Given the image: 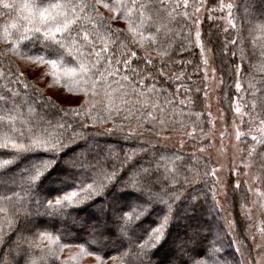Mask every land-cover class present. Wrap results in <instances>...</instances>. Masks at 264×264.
<instances>
[{
	"label": "snow or ice",
	"instance_id": "1",
	"mask_svg": "<svg viewBox=\"0 0 264 264\" xmlns=\"http://www.w3.org/2000/svg\"><path fill=\"white\" fill-rule=\"evenodd\" d=\"M260 3L261 6H264V0H260ZM219 7L221 10L231 9L232 5L220 3ZM101 9L110 15L106 16ZM201 9H206L204 0H0V11L4 16L11 12L16 13L10 22L6 21L0 25V40L6 43L5 48H0V59H8L7 54L11 52L31 64L50 65L54 70L52 75L57 78L58 82L63 81L70 93L83 94L79 108L61 109V111L86 115L93 124L112 120L114 113L116 115L127 113L128 116H131L134 111L148 106L152 111L142 114V116L151 119L154 118V112L159 111L163 114L166 111L157 102L160 99L161 90L156 88V77L152 73H156L163 79V70L168 67L165 60L166 58L171 59L169 36L180 38L183 36L185 28L191 29L198 26ZM206 10L215 11V9ZM208 18L211 19V15ZM226 19L229 27L238 31L231 13ZM117 20L126 22L127 34L120 28L113 27L111 22ZM173 24L178 25L179 30L171 28L170 25ZM256 29L264 32V22L258 24ZM187 39L189 43L193 42L191 32ZM227 43L235 45L237 40L233 39ZM227 43L224 47H227ZM194 44L201 48V60L207 69L208 61L205 58L207 49L201 41L198 27L195 28ZM146 46L156 51V56L161 61L160 69L155 67L150 55L145 54L138 57L137 51L132 50L133 48L143 50ZM184 47L185 45L181 41L180 48ZM236 54L235 51L232 52L233 56ZM68 56L72 57L71 61H67L66 57ZM244 58V54L241 52V62ZM133 62L136 63L135 68L132 67ZM9 63H11L10 59ZM141 64L152 67L141 68ZM232 71L236 75L234 87L239 100H244L246 93L248 101H250V104L232 101L234 112L241 117L242 122L243 117H248L245 122L246 132H242L238 126L233 125L235 139L251 141L247 148L248 161L241 166L233 165L232 168L233 175H240L239 168L247 169L250 163L254 167L258 165L264 168V152L256 150L257 146H264V118H262L264 107L260 104V97L264 96V87L257 88L249 82L248 87L244 88L240 80L241 64L235 61H233ZM212 72L214 74L215 69ZM23 77V72L0 69V80H5L7 83L4 87L8 88V91L0 95V149L13 157L22 153L36 154L35 158L29 162L26 171L21 174L26 181L28 193H35L34 203L47 209L49 215H64L67 214L68 209L102 196L109 186L115 187L117 183L125 194L128 190H133L147 195L143 203L132 202L125 206H117L112 209V214L116 222L115 235L127 240L130 245L127 249L122 246L117 250L120 264H125V258H127V264H152V250L165 239L170 223L174 219L178 202L181 201L180 191L175 187L167 190L161 189L155 194L152 189L161 182L165 185L168 184L169 178L173 181L176 180L175 172H169L168 177L161 181L159 177L154 179V173L150 168H144L131 175L126 174L127 179H125L115 168L108 171L99 163L72 157L65 161L68 168L79 173L75 178L71 174L66 177V179L72 180V183L62 190H56L55 195L38 191L43 184V178L59 162L58 157L63 153L61 149L64 147L62 143L64 137L61 133L66 128L65 125H59L58 132L44 130L39 133L32 129L25 130V121L20 118L21 113L15 103L17 92L9 87L13 84L23 83L26 89L29 85ZM207 78L208 74L205 71V81ZM149 80L151 83L147 82ZM205 88L207 89V84H205ZM35 91L39 92V89H35ZM98 95H102L104 98L99 106L94 100ZM169 95L171 94H165V103H171L168 99ZM131 96H136L137 99L134 102L126 99ZM207 97L208 92L205 91L204 98L207 99ZM172 98L174 100L175 96L173 95ZM186 99L190 106H194L191 99L187 97ZM197 101L199 102V98ZM48 103H52L50 98ZM184 103L185 100L180 101V104ZM242 108H245L246 111H242ZM28 111L31 113L33 109L29 107ZM192 115H195L196 120L192 121V131H185V135L195 139V133L199 129L200 138L204 139L207 134L203 133V128L200 127L203 123L201 113L195 112ZM30 122L28 121V123ZM207 122L208 124L212 123L211 113H208ZM160 123L168 125L167 120L162 119ZM175 123L174 121L173 126ZM181 127L184 129L183 123H181ZM67 128L72 130L73 136L80 135L71 125H68ZM249 134L251 135L249 136ZM223 135L222 132L221 136ZM67 138L72 139L73 137ZM125 158L129 159L130 156L126 154ZM10 162V160H4L0 166ZM243 174L247 175V172ZM205 175L215 177L217 170L209 168L206 164ZM253 179L257 181L255 185L238 179L235 185L231 186L232 192L243 191L242 199H246L248 193L264 197V191L261 190L264 189V173L256 174ZM213 192L215 195V186ZM13 201L23 205V199L19 193H14L11 197L0 196V213H5L3 219H0V244L6 243L5 235L17 226L18 220L20 227L25 230L30 231L33 227L21 226V222L27 220V209H25L26 215L23 219L19 209L8 211L6 205L12 204ZM153 205L162 206V214L158 216L154 226H149L144 231L142 237L134 238L135 228L139 227L141 218L149 212ZM241 207L243 209L244 204ZM104 215L106 220L110 219L106 211ZM101 223L100 217H97L96 224L93 225V234L100 235L102 231H111L106 226L102 229ZM44 238L48 240V247L41 249L44 255L40 257L28 256L24 259V264H40L47 257L59 259V253L64 248L70 247L69 244L61 243L59 236L53 237L46 231L38 234L39 240ZM85 243L89 247L86 248L83 243L77 245L80 252L77 256L72 257V260H76L78 256L94 255L95 264H107L109 259L114 262L118 259L117 256L105 254L101 247L89 250L92 243L89 241ZM198 245L196 234L188 235L187 239L181 241L178 250L185 257L183 264H206V261L200 257L207 253L204 252L201 255ZM33 246H39V244H29V247ZM217 251L213 247L209 259H213ZM174 260L175 256L169 260V264H173ZM0 264H20V260L16 259L11 251L5 253L0 248ZM60 264H69V261L64 260ZM214 264H221V261L214 260Z\"/></svg>",
	"mask_w": 264,
	"mask_h": 264
},
{
	"label": "trees",
	"instance_id": "2",
	"mask_svg": "<svg viewBox=\"0 0 264 264\" xmlns=\"http://www.w3.org/2000/svg\"><path fill=\"white\" fill-rule=\"evenodd\" d=\"M212 1V0H210ZM231 3V14L238 27L237 30H233L230 27H225L221 19L211 18L204 20L201 26L202 37L205 42L211 47L215 64L223 79V89L221 96L224 102L229 103L234 99L237 94L234 85L233 61L241 64L240 80L244 88L248 87L249 82L254 84L257 88L264 87V32H260L256 29V26L264 22V6H261L260 0H227ZM245 8L253 12V15H247ZM106 16L110 15L104 9H101ZM246 13V14H245ZM16 15L15 12H11L9 15L4 16L0 11V25H3L6 21L10 22ZM123 22L122 27L112 23L113 27L120 28L127 34L126 22L123 20H117ZM182 22V21H181ZM171 28L179 30V26L176 24L170 25ZM191 29L185 28L183 36L175 38L169 36V42L171 45V51L169 56L171 59L165 60L168 67L163 70V79L156 73H152L156 77V88L161 90L159 101H157L161 107H164L166 111L162 114L159 111L153 113L154 118H144L142 114H146L152 111L151 107H143L138 111H134L131 116L127 113H121L120 115L113 114L112 120H106L101 123L93 124L86 115H77L71 111H61V109H74L79 108L80 103L83 100V94L79 92H72V94L79 93L81 100L76 105H61L54 99L50 98L44 93L43 89L39 87L33 80L29 79L24 74V81L29 85L26 89L21 83L20 85H10L11 89H15L17 97L15 103L21 113V119L25 121V130L32 129L39 133L44 130L48 132L59 131V125H65L66 130L63 131L62 143L64 147L61 149L62 154L58 157V164L54 169L43 178V184L38 191H42L45 194L55 195L56 190H62L67 185L72 183V180L66 179L69 174L75 178L79 175L77 172H73L70 168L61 166L63 158L68 154L77 159L86 160L91 163H99L100 166L106 170L111 171L115 168L121 175L127 179V175L137 172L140 169L150 168L154 173V179L159 177L161 181L165 177H168L169 172H175L176 180L169 178L168 184L160 183L158 186L153 187V193L159 192V190H167L168 188L175 187L180 191L181 201L178 202L177 208L174 213V219L171 221L168 232L164 240L152 250L151 260L152 264H169V260L174 257L173 255L162 254L164 246L172 239L174 225L181 220V216L190 211L192 218L186 222V226L194 227L196 220L199 218L210 230H218L222 225H228L226 219L219 214L214 202L213 182L211 177L205 175V165L211 167V160L203 155L197 153L186 152L181 149L174 148L163 144L157 132L161 129L165 131L182 130L181 123L184 124V128L192 126V121L196 120L195 115L192 113L200 112L201 121L203 122L200 127L203 131L208 128V117L204 111V97H203V82L201 81L200 72V60L197 48L193 43H189L187 37ZM238 37V39H237ZM122 39V37H121ZM233 39L237 40L235 45L227 43ZM183 41L185 47L180 48V43ZM227 43V47H224ZM6 43L0 40V48H5ZM39 47V45H36ZM137 51V56L142 57L148 54L153 58V63L157 69L161 67V61L156 56V51L150 47H145L141 50L139 48H133ZM27 51V49H24ZM235 51L237 54L232 55ZM241 52L244 54V60L241 62ZM8 59H0V69L7 71L11 69L13 72L21 71L14 53L9 52L7 54ZM9 59L11 63H9ZM67 61H71L72 57H66ZM135 60V58H134ZM133 68L136 67V63L133 62ZM141 68L152 67L145 64L140 65ZM175 74V75H173ZM119 78V77H118ZM131 78V76H130ZM179 78V79H178ZM138 79V77H137ZM63 83V81H60ZM151 83V81H147ZM5 80H0V95H3L8 88ZM64 84V83H63ZM35 89H39L36 92ZM179 89V91H177ZM130 90V89H129ZM171 94L168 99L171 103H165V94ZM173 95L175 99L173 100ZM245 99L242 100V104L248 101L247 94H244ZM193 101L194 106H190L187 103V99ZM52 103H48V99ZM199 98V102L197 101ZM103 96L98 95L94 98L97 106L103 101ZM130 102H134L137 97H127ZM181 100H185L184 104H180ZM228 101V102H227ZM260 104L264 107V96L260 97ZM31 107L33 111L29 113L28 109ZM230 111V109L228 110ZM244 111L246 109L244 108ZM183 113V115H181ZM264 118V116H262ZM167 120L168 125H161V120ZM248 117L243 119V125L246 127V121ZM28 121H31L28 123ZM134 122L136 131L138 133H128L124 127L131 122ZM176 122L173 126V122ZM132 124V123H131ZM71 125L75 128L76 132L80 133L78 136H73L72 130L67 128ZM86 126V127H85ZM107 126L111 129L108 130ZM19 127V125H17ZM199 131V129H197ZM67 137H73L68 139ZM93 146L95 150L91 148ZM79 149V151H77ZM100 150L106 151V155L100 154V159L97 158V152ZM258 152H264V146H257ZM79 152V153H77ZM126 154L130 156L126 159ZM195 154V155H193ZM36 154L22 153L13 157L10 154L0 149V163L4 160H10L7 165L0 166V196H13L14 193H19L23 199V205L13 201L12 204L6 205L9 212L14 209L20 210V216L23 219L26 215L25 209H27V220L21 222V226L29 225L31 230H25L20 227V221L18 220L17 226L8 231L4 237L6 243L0 244V248L5 253L11 251L16 259L20 260V264H24V259L28 256L40 257L44 255L41 252L42 248L48 247V240L38 239L40 232L51 233L53 237H60V242L69 244V248L79 249L77 245L85 244L88 248L89 245L85 243L89 241L92 243V247L89 250H94L96 247H101L104 253L108 256H117L118 259L114 262L111 259L107 260L109 264H120L119 252L120 247L125 246L127 249L130 247L127 240L119 238L116 233V222L113 218L105 219L100 218L101 228L110 229L111 231H102L99 235L93 234V225L96 224V216L93 214L94 207L100 205L102 210H109L112 213V209L117 207V203L111 198L110 193H113L119 197H129V200L120 206L131 204L132 202L143 203L147 195L128 190L125 194L122 192L120 185L117 183L115 187L109 186L102 196L94 198L92 201H86L83 205L75 206L67 210V214L74 215L73 219L87 220L88 224L84 228H77L76 226H66L59 224L60 215H50L47 218L41 217L37 214L38 211L48 210L40 207L34 203L36 199L35 193L29 194L27 191V184L25 179L22 178L28 167L29 162L35 158ZM254 167V166H253ZM259 169V172L264 173V168L255 166ZM127 174V175H126ZM58 176H61L60 184L58 185ZM57 182V183H56ZM90 182V181H85ZM57 184V186H55ZM230 189L232 184L229 185ZM232 192V191H231ZM243 191H241L242 194ZM235 194V193H233ZM129 195V196H128ZM25 197H28L25 199ZM160 205H153L148 213H145L144 217L139 222V227L135 228V236L142 237L144 231L149 226H154L157 218L161 215ZM197 211H196V210ZM84 213V217L80 214ZM5 213H0V219H3ZM31 219H35V223H31ZM93 219V220H91ZM220 219V221H219ZM93 221V222H92ZM220 222V223H219ZM220 224V225H219ZM216 225V226H215ZM226 230V226H223ZM214 230V232H216ZM225 232V231H223ZM223 235V234H222ZM224 236H226L224 234ZM227 241V237L224 238ZM39 244V246L29 247V244ZM225 246V247H224ZM231 245L226 244L220 240L219 236L216 238L215 233L207 234V238L199 240L198 251L201 255L205 252L206 255H202L200 258L204 259L209 264H214V260L223 261L222 258L227 256L231 252ZM217 249L213 259H209L212 248ZM72 260L70 257L63 255L61 251L59 253V259L56 257H47L45 261H41L40 264H60L61 261L68 260L69 264H95L85 263L81 259ZM95 258V256L93 255ZM185 257L179 254L175 257L173 264H183ZM125 264H127V258H125Z\"/></svg>",
	"mask_w": 264,
	"mask_h": 264
},
{
	"label": "rangeland",
	"instance_id": "3",
	"mask_svg": "<svg viewBox=\"0 0 264 264\" xmlns=\"http://www.w3.org/2000/svg\"><path fill=\"white\" fill-rule=\"evenodd\" d=\"M204 2L206 9H215V11L209 12L206 9H201L199 13L200 23L198 26L192 28L191 35L193 40L192 43L195 46V28L198 27L201 34V41L207 49L205 58L208 61V65L207 69H205L201 60V48L195 46L198 50L200 60V79L203 82V97L205 91L208 92L207 99L204 98V111L206 112L207 117L208 113H211L212 123L208 124L207 130L203 131V133L207 134L204 139L200 138L201 133L198 130L195 133V139L189 138L185 135V131H192V126H188L182 130L168 132L161 130L157 132V136L165 145L173 146L174 148L186 152L197 153L211 160L210 168H215L217 170V175L211 177L213 185L215 186L214 202L217 211L226 219L228 225H222L218 230H215L214 228L216 231L214 232V230L208 229L205 222H202L198 218L194 227L187 228L186 222L190 220L193 215L187 210L186 213L181 216V220L174 225L173 232H171L172 239L166 246H164L162 254L173 255L175 257L182 254L178 250V245L181 241L187 239L188 235L196 234L197 240L199 241L207 238V234L213 235L215 233L216 238L219 236L224 245H231V252L222 258L223 261L221 264H224V262H227V264H264V231H262L264 230V197L248 193L246 199H242V196L244 195L243 192L241 194V191L238 190L233 194V192H231L232 190L229 188L230 183L234 186L238 179L241 181H247L250 185H255L257 181H255L253 177L256 174L261 173L257 167H253L250 163L247 169H244L243 167L239 168L240 175L232 174L233 165L241 166L248 161L247 148L251 143L250 140L237 141L235 139L234 124L238 126L242 132L247 131V127H244L241 117L234 112L232 107V101H238V103L242 104V100H239L238 96H236L230 101L229 107L227 106V103L224 102V99L221 96L223 79L215 64L212 49L203 39L201 31L202 23L204 20H209V15H211L212 18L221 19L225 27H229L226 18L229 16V13H231V9L225 8L221 10L219 5L220 3H231L227 0H204ZM245 12L248 16L250 14L253 15V12L249 11L248 8H245ZM113 24L120 27L124 26L121 21H114ZM15 60L20 66L21 71L41 87L44 93L54 99L57 103L70 106L78 104L81 100L79 93H70L62 82L57 81V78L52 75L54 70L50 65L31 64L29 61L22 59L18 55L15 57ZM213 69H215L214 74L212 72ZM205 71H207L208 74L206 81ZM235 79L236 75H234V81ZM205 84H207V89L205 88ZM229 109L230 111H228ZM242 111H244V108H242ZM131 123L124 127L125 131L128 133H138L134 122L132 121ZM107 129L110 130L111 127L107 126ZM222 132L224 133L223 136H221ZM250 135L251 134H249V136ZM91 148L93 149L94 147L91 146ZM93 150H95V148ZM77 151H79V149ZM105 152L106 151L104 150L97 152V158H101L100 154L104 153V155H106ZM70 158H72L71 154H68L67 157L63 158L61 166L68 168L65 165V161ZM244 172H247V175H244ZM61 179L62 177L58 176V185L60 184L59 182ZM55 186H57V184H55ZM261 190L264 191V189ZM110 196L114 202L118 204L117 206H120L129 200V197H119L113 193H110ZM252 201H255V203H252ZM242 204H244L243 209L241 207ZM105 211L110 218L115 220L113 214L109 213V210H102L100 205L94 207L93 214L96 217L104 218ZM37 214L44 218L50 216L49 213L41 210L38 211ZM84 215V213L80 214L81 217H84ZM74 217L76 216L60 215L59 220L61 221H59V224H62L61 226L66 225L67 227L69 225L73 227L76 226L77 228H84L86 225H90L87 222L89 219L84 217L87 220L81 221L80 219H73ZM33 222L35 223V219H31V223ZM223 226L227 227L226 230ZM224 234L226 236H224ZM226 237L227 241L224 240ZM62 252L66 257L72 258L77 256L80 251L78 249L66 247ZM79 259L85 263H93L95 261L93 256L88 255L81 256ZM107 264H109V262ZM206 264H209V261L208 263L206 262Z\"/></svg>",
	"mask_w": 264,
	"mask_h": 264
}]
</instances>
